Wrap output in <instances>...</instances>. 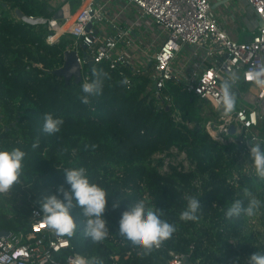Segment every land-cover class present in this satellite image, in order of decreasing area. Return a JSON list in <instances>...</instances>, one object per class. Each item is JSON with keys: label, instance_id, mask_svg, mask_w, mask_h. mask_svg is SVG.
<instances>
[{"label": "trees", "instance_id": "1", "mask_svg": "<svg viewBox=\"0 0 264 264\" xmlns=\"http://www.w3.org/2000/svg\"><path fill=\"white\" fill-rule=\"evenodd\" d=\"M15 9L51 17L33 1L0 0V147L26 152L19 183L0 194V231L26 230L31 210L42 211L41 197L56 193L61 184L68 187L64 169L83 167L108 192L103 218L109 235L103 241L86 236L81 210H70L77 229L65 237L71 246L67 253H77L90 264H167L169 252L188 256L190 263L248 264V256L264 252V230L247 228V213L226 215L236 201L247 208L256 198L261 205L254 215L264 229V179L239 171L235 179L228 176L226 151L251 147L230 137L213 138L204 127L203 105L180 83L169 84L173 102L192 126L175 123L145 79L126 90L122 78L105 64L87 65L96 90L84 93L81 81L66 82L52 74L62 64L65 41L45 44L41 35L11 16ZM85 95L88 103L81 101ZM46 113L63 119L59 132L42 131ZM172 147L186 155L191 168L158 170L162 158L155 156L170 157ZM188 196L199 200L195 221L180 219ZM138 201L146 209H159L161 218L176 228L158 249L134 247L118 235L121 214Z\"/></svg>", "mask_w": 264, "mask_h": 264}, {"label": "built area", "instance_id": "2", "mask_svg": "<svg viewBox=\"0 0 264 264\" xmlns=\"http://www.w3.org/2000/svg\"><path fill=\"white\" fill-rule=\"evenodd\" d=\"M31 1L37 7L43 6V0ZM76 1L79 7L73 13L67 1L60 4L58 19L39 14H22L18 18L16 9L11 16L41 35L47 45L63 39L62 64L57 69L63 65L64 53L72 52L82 84L89 83L87 65L95 64H105L122 78L126 90L145 79L157 104L171 110L174 122L192 126L182 120L173 102L169 84L180 83L188 95L217 115L204 123L210 135L231 138L238 134L237 141L247 147L264 145V85L248 78L251 73L264 71V27L252 40L239 43L221 29L211 13L209 0ZM247 4L264 24V0H247ZM149 24L157 32L155 49L135 40L134 31ZM233 73L239 76L234 91L240 107L225 118L216 104L222 98V80ZM207 112L203 110L201 115L204 117ZM231 127L235 130L233 135L228 133ZM170 154L155 156L162 158L158 169L161 173L168 171L169 166L183 170L192 167L183 152L172 147ZM235 178L234 174L232 179ZM42 218V211L33 208L26 230L0 237V264H73L79 254L67 253L71 250L69 241L43 226ZM257 218L258 215H248L246 226L263 232ZM169 254L172 258L167 264H182L184 258L188 259L186 255Z\"/></svg>", "mask_w": 264, "mask_h": 264}, {"label": "clouds", "instance_id": "3", "mask_svg": "<svg viewBox=\"0 0 264 264\" xmlns=\"http://www.w3.org/2000/svg\"><path fill=\"white\" fill-rule=\"evenodd\" d=\"M95 72V70H93ZM264 71L249 74V79H255L257 84L264 85ZM239 76L231 74L221 82L222 98L217 102L216 107L221 115L230 118L236 109L237 96L234 88ZM82 91L92 94L96 90L94 83L84 82ZM83 103H88V96L81 98ZM64 121L61 117L46 113L43 118L42 131L49 135L60 131ZM39 146V139L33 144L32 148ZM26 152L19 147H0V194L9 192L13 186L19 183ZM251 160L250 167L256 176L264 179V148L261 143H255L249 150ZM65 183L57 188L56 193L45 194L39 200V205L43 213V226L54 232L60 237H72L77 229L74 217L70 210L79 208L84 219V233L93 242L103 241L109 235L106 221L103 218L105 212L108 192L106 189L95 182H92L83 167L64 169ZM59 195H58V194ZM187 207L180 213V219L185 221H195L198 219L196 212L199 208V200L195 196H188ZM261 201L253 198L249 201L247 208L241 207V202L236 201L230 207L226 215L231 217L239 215L244 211L249 216L258 211ZM113 208L118 207V202L114 203ZM118 235L127 243L134 247H142L151 250L154 246H159L163 241L169 239L176 231L173 224L161 218L159 209L145 207L144 201H138L132 205L128 211L121 214L118 225ZM73 264H90L86 258L77 255ZM237 264V262H236ZM248 264H264V252L255 251L248 256Z\"/></svg>", "mask_w": 264, "mask_h": 264}, {"label": "crops", "instance_id": "4", "mask_svg": "<svg viewBox=\"0 0 264 264\" xmlns=\"http://www.w3.org/2000/svg\"><path fill=\"white\" fill-rule=\"evenodd\" d=\"M54 1L55 0H43L42 3L45 10L52 16L54 12L59 10L60 4L65 1L68 2L71 13L79 7L76 0H65L59 4L54 3L55 6H52L51 3ZM209 2L211 5V13L218 20L221 29L235 41L239 43L247 42L256 36L260 29L259 20L252 8L247 4V0H209ZM134 33L137 35V39H135L136 42H143L142 44L151 46L155 49L157 32L153 26L150 24L146 25L145 27L136 29ZM136 61L137 60L134 62L136 63ZM238 107H240V103L237 101L236 108ZM204 110L208 111L210 114H214L208 107H204ZM209 120L212 119H206L205 122Z\"/></svg>", "mask_w": 264, "mask_h": 264}, {"label": "water", "instance_id": "5", "mask_svg": "<svg viewBox=\"0 0 264 264\" xmlns=\"http://www.w3.org/2000/svg\"><path fill=\"white\" fill-rule=\"evenodd\" d=\"M15 15L20 18L22 16V13L19 10H15ZM61 17L60 10H57L53 14V18L58 19ZM259 27H264V24L259 21ZM57 77L63 78L66 82L67 81H74L75 83L80 82V72L78 65L76 63L75 56L72 52L70 53H64L63 55V65L61 68L56 69L52 72ZM167 110V108H166ZM229 135H233L235 133V130L233 127L229 128L228 130ZM213 138H218L216 133H211ZM238 140V138H237ZM8 232L6 231H0V237L7 236ZM182 264H191L187 258H184L182 261Z\"/></svg>", "mask_w": 264, "mask_h": 264}, {"label": "rangeland", "instance_id": "6", "mask_svg": "<svg viewBox=\"0 0 264 264\" xmlns=\"http://www.w3.org/2000/svg\"><path fill=\"white\" fill-rule=\"evenodd\" d=\"M65 0H55L53 3H51L52 6H55L54 3H61ZM75 1V0H74ZM147 86V85H146ZM217 117L216 114H210L207 112V114L204 116L205 119H215ZM229 138V137H226ZM233 140H237L238 134H235L231 137ZM243 146H246V143H242ZM253 146V145H252ZM249 146V147H252ZM226 159L227 164H229V176H233L238 171L245 174H254L253 169L250 167L251 160L249 158V151L246 148H242L240 151H237L235 149H231L229 151H226ZM233 175H232V173Z\"/></svg>", "mask_w": 264, "mask_h": 264}]
</instances>
